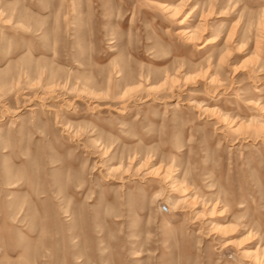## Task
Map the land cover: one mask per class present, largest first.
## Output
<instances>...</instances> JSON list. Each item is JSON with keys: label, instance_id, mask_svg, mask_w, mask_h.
<instances>
[{"label": "rangeland", "instance_id": "rangeland-1", "mask_svg": "<svg viewBox=\"0 0 264 264\" xmlns=\"http://www.w3.org/2000/svg\"><path fill=\"white\" fill-rule=\"evenodd\" d=\"M0 264H264V0H0Z\"/></svg>", "mask_w": 264, "mask_h": 264}, {"label": "built area", "instance_id": "built-area-1", "mask_svg": "<svg viewBox=\"0 0 264 264\" xmlns=\"http://www.w3.org/2000/svg\"><path fill=\"white\" fill-rule=\"evenodd\" d=\"M161 208H162L163 210H166V209H167V206H166V205H162Z\"/></svg>", "mask_w": 264, "mask_h": 264}]
</instances>
